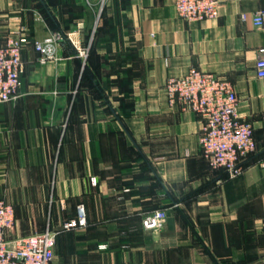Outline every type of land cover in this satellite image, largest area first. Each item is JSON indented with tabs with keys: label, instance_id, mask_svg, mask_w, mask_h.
<instances>
[{
	"label": "crops",
	"instance_id": "obj_1",
	"mask_svg": "<svg viewBox=\"0 0 264 264\" xmlns=\"http://www.w3.org/2000/svg\"><path fill=\"white\" fill-rule=\"evenodd\" d=\"M218 2L216 18L187 21L173 0H0V32L28 38L21 96L0 103L11 236L58 228L82 205L85 226L59 234L52 264H264V29L251 23L264 0ZM55 31L42 63L34 43ZM192 67L229 79L253 125L240 174L212 168L203 121L167 103L166 79ZM157 209L160 229H143Z\"/></svg>",
	"mask_w": 264,
	"mask_h": 264
},
{
	"label": "built area",
	"instance_id": "obj_2",
	"mask_svg": "<svg viewBox=\"0 0 264 264\" xmlns=\"http://www.w3.org/2000/svg\"><path fill=\"white\" fill-rule=\"evenodd\" d=\"M177 14L184 20L214 19L218 16V0H173ZM251 23L264 29V9L251 15ZM59 31L53 32L41 42H35L42 63L53 59V42L62 39ZM71 40V39H70ZM28 42L26 29L19 26L10 31L0 43V103L17 100L21 96L24 61L23 46ZM80 56L86 51L76 46ZM255 62L257 77L264 78V48ZM163 88L169 106L197 115L203 125L199 134L201 153L214 169L229 176L240 174L256 152L253 125L239 115L238 97L233 83L216 73L190 68L182 76H170ZM259 164L264 167V161ZM167 213L157 209L142 219L145 230L160 229ZM82 205L77 207V216L64 221L58 228L45 229L24 236L13 237L15 210L11 203L0 199V264H52L54 247L60 233L85 226Z\"/></svg>",
	"mask_w": 264,
	"mask_h": 264
},
{
	"label": "rangeland",
	"instance_id": "obj_3",
	"mask_svg": "<svg viewBox=\"0 0 264 264\" xmlns=\"http://www.w3.org/2000/svg\"><path fill=\"white\" fill-rule=\"evenodd\" d=\"M99 26V22H96L95 25L93 26V29L89 31V36L96 34V28ZM9 33L8 31H3L0 32V36H3V38Z\"/></svg>",
	"mask_w": 264,
	"mask_h": 264
},
{
	"label": "trees",
	"instance_id": "obj_4",
	"mask_svg": "<svg viewBox=\"0 0 264 264\" xmlns=\"http://www.w3.org/2000/svg\"><path fill=\"white\" fill-rule=\"evenodd\" d=\"M252 159V158H251Z\"/></svg>",
	"mask_w": 264,
	"mask_h": 264
}]
</instances>
